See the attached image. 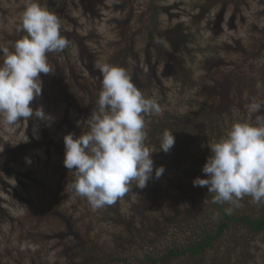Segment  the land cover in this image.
I'll list each match as a JSON object with an SVG mask.
<instances>
[{
	"label": "rangeland",
	"instance_id": "1",
	"mask_svg": "<svg viewBox=\"0 0 264 264\" xmlns=\"http://www.w3.org/2000/svg\"><path fill=\"white\" fill-rule=\"evenodd\" d=\"M85 2L91 4L92 12L86 10ZM132 2L134 11L122 0H40L59 18L60 31L78 34L93 54L90 70L94 74L77 69L76 79L71 80L73 86L65 87L71 98L64 99L52 95L53 81L49 74L41 73L42 95L36 102L51 116L45 122L50 136L63 146L48 150L43 144L36 157L5 164L11 175L6 174L5 183H0V207L33 223L17 220L12 227L7 221L2 223L5 218L0 215V264H89L86 258L75 257L71 249L65 252L56 238L57 233L68 232L67 225L72 221L78 224L75 234L79 238L89 236L97 245L99 264H147L146 254L162 256L175 243L186 245L193 226H198L195 230L199 233L203 227L212 229L220 223L218 203H211L205 195L200 200L204 205L198 207L194 191L186 193L181 187L170 186L169 181L174 178H181V183H175L177 186L191 184L186 170L192 167L188 161L176 162L172 151L164 154L159 150V132L166 127L162 126L161 113L145 118V144L155 150L154 171L153 178L139 191L153 194L150 205L141 204L142 193L133 194L131 199L126 193L108 211L105 207L93 209L86 198L76 196L70 189L73 174L64 166V136H79L83 131L77 123L80 120L75 96L79 93L80 100L88 104L91 94H99L102 81L99 89L91 83L98 80L97 63L125 67L133 82L151 90L147 95L158 101L164 99L155 85L162 83L169 111L182 112L189 121L195 120V109L198 118L204 113L203 120L198 119L193 129L199 144L192 148L189 142L186 154L192 148L191 152L199 156H209L208 143L225 136L234 122L254 118L246 110L253 98L264 101V92H258L256 87L258 82L264 87V0ZM24 6L25 0H0V43L10 49L24 34L17 31ZM125 31L129 37H124ZM76 47L73 42L72 48ZM72 53L77 62L81 56L77 53V58L74 49ZM85 77H90V83L82 85ZM228 77L234 86L229 93L233 100L231 112L224 118H210V99L215 102L224 95L222 82ZM91 112L82 117L83 121ZM259 114H264V108ZM212 120L217 127L213 132L207 129ZM29 127L25 120L10 127L0 126V152L21 142L29 143L34 136L40 140L37 127L28 130ZM160 166L165 170L157 179L155 168ZM240 209L241 206L233 212ZM199 214L197 220L195 216ZM228 227L206 254L180 257L169 264H264V231L253 235L244 224L234 222H229ZM42 232L47 233L46 241L37 238Z\"/></svg>",
	"mask_w": 264,
	"mask_h": 264
},
{
	"label": "clouds",
	"instance_id": "2",
	"mask_svg": "<svg viewBox=\"0 0 264 264\" xmlns=\"http://www.w3.org/2000/svg\"><path fill=\"white\" fill-rule=\"evenodd\" d=\"M17 31L25 32L10 49L0 43V126L21 120L50 121L43 106L33 101L42 95L41 73H52L48 53L62 52L68 40L61 35L59 18L40 0H25ZM102 87L96 106L84 121L82 133L64 136V166L73 174L71 191L86 198L93 209L114 204L129 186L143 189L153 178L154 160L146 146L145 118L162 111L155 98L147 97L133 82L128 70L107 62L97 63ZM258 92L264 87L258 82ZM264 101L246 105L250 117L234 122L226 135L208 143L210 155L202 168L204 177L194 186L207 187L212 202L227 204L228 214L241 206L244 197L264 205ZM86 128V130H84ZM175 144L174 132L165 129L159 150L167 153ZM164 167L155 168L158 179Z\"/></svg>",
	"mask_w": 264,
	"mask_h": 264
},
{
	"label": "trees",
	"instance_id": "3",
	"mask_svg": "<svg viewBox=\"0 0 264 264\" xmlns=\"http://www.w3.org/2000/svg\"><path fill=\"white\" fill-rule=\"evenodd\" d=\"M122 1H126L127 3H129L130 6L132 7L131 10L134 11L132 0H122ZM86 4H87L86 10H89L91 8V4H88V3ZM152 9H155L154 5H152ZM92 11L93 10L90 9V12ZM197 17L199 16L196 15V18ZM60 32H61V35L64 36L68 40V46L62 52L48 53V62L52 67V73H49V76H50L49 79L53 81L54 91L52 95L54 96L55 94L54 96L55 98L63 97L64 99H70L71 95L68 93V88H65V87L73 86L71 80L72 78H75L74 76H76L77 69L80 70L82 68V71L86 69L90 74H94L90 70L91 58L93 54L86 48L87 46H84V42L79 39L78 34H70L68 31H60ZM126 33L127 31H125V34H123L125 35L124 36L125 38L128 36ZM24 35H26L25 32L23 36ZM73 42L76 43L77 45L76 48H72ZM73 49L75 50L77 58H78V55L81 56V58L77 62H75L74 60L75 57L72 53ZM78 62L79 64L81 63L80 66L76 65ZM96 74L98 75V80H95L91 83L93 84L95 88L97 87V89H99L100 81H102V75L100 71H98V73ZM84 79H86V77ZM89 79L90 77H88V79H86L84 82H81V84L84 85V84L90 83ZM228 81H231L230 77L226 78V80L222 82L223 89H224L223 91L224 95H220L219 99L217 101L215 100V102L210 99V102L213 105V106H207V109L211 113L210 118L212 117L214 118V116L217 119H219L220 117L224 118L225 116L229 115L231 112L230 107H231L233 100H232V97L229 96L230 95L229 93L233 91L234 86L233 84H230ZM214 84H215V81H214ZM136 85L145 94V96L153 98L152 95H149V94L147 95V93L151 92V90H148V89L145 90L141 88L140 83L138 81L136 82ZM176 85H179L177 79H176ZM155 87L159 90V92L161 93V96L164 99V101L163 100L158 101L156 99L162 109L161 114L159 115L164 120V122H162V126H166V127H162V130L159 132V134L162 135L165 129L174 131L175 133H177V134H174L175 144L170 151L174 153V157H175L174 159L176 162L181 163V161H184V162L188 161L189 164H191V166L189 167H192L191 169L186 170V174L189 172L188 178L191 179V184L187 183V184H183V186H177L175 183L176 182L181 183V178L180 179L174 178V180L172 179L173 181L172 180L169 181L170 186L174 189H178V187H181L183 189V192H186V193L188 191H194L195 192L194 199L197 198V200L195 201L198 207L204 205L201 202L202 201L201 197L205 195H207L210 198L211 203H213L212 194H208V189L206 186L200 187V186L193 185V180L195 178L204 177L206 175L205 173H203L202 168L205 165L208 156L207 155L199 156L198 153L191 152V149L196 148L197 145L199 144L197 137L194 136L195 135V132L193 130L194 125L198 122V119L203 120L204 113L201 112L202 116L198 118L199 116L198 110L195 109V111H197L196 112L197 116L195 120L189 121L187 116L182 114V112L169 111L170 110L169 108L171 107H170V104L167 101H165L167 100V96H166V90L163 84L162 83L156 84ZM78 94H76L75 96L76 103L74 105H75L76 110L78 111L77 118L80 121H83L82 117L89 115V112L96 106L98 94H91V96L89 97L90 101L88 102V104L85 100L81 101L79 98L80 95ZM85 95L87 96L88 93H86ZM33 104L35 106H39L36 100L33 101ZM205 115H206V111H205ZM213 120L211 121L210 126H207V129L211 130V132H213L215 128H217L215 124L213 125ZM28 122L30 123V127L28 128V130H30V128L32 129L31 126H34V125L37 127L39 131L38 133H40V138H39L40 140H36L34 136V139L31 137V141L29 143L21 142L13 146L10 150H4L0 152V183L2 184L5 183L4 176L6 174L11 175L10 171L7 168V165L5 164L12 162V161L25 162L26 160L32 159L34 156L36 157L38 155L37 149L40 147V145H43V144L47 146L48 150L49 149L51 150L53 147L59 148V146L60 147L63 146V144L52 139V137L50 136L51 131L46 128L45 121L31 119V120H28ZM33 122H35L36 124H34ZM156 138L157 137L154 136V139ZM189 142H191L192 148L189 150L190 154H186L187 152L185 151V147H187L190 144ZM64 149H65V145H64ZM62 152L63 151H60L58 153H62ZM190 171H193V173L192 172L190 173ZM12 175L15 178L17 177V174L15 172L12 173ZM21 183H24V182H21ZM139 190L141 189L136 187L135 183L133 182V184L129 186V191L127 192L128 193L127 199H131L133 194L140 195V193H142L140 196L141 198L140 200L143 203L141 204L147 205V203L149 204V202L153 201L154 199L153 194H150L147 192L148 195H145L144 192H140ZM15 192H17V190H15ZM250 200H251L250 197H247V196L244 197L243 200L240 202L241 209L237 212H232V214L226 213L224 211L225 209L224 206L222 204H219V208L221 210V218H220V223L217 224L215 228L206 229L203 227L202 231L198 233L195 230L198 226H193L191 229V234L189 238H186L187 240L186 245H179L175 243V245L169 247L167 251L165 252V254L162 256H156V255L153 256L151 254H146L145 263L147 264H169L172 262L173 259H177V258L184 257V256H193V257L202 256L206 254L209 250H212V248H214L215 242L218 239H220L225 229L229 228L228 227L229 222H234L236 224H244L253 235L264 231V205L257 206L255 204H252ZM110 208H112V206L108 205V206H105L104 209L108 211V209ZM148 209H151V208L149 207ZM200 210L201 212L204 211L202 208H200ZM31 212H32V209H31ZM0 215L2 216V218H5L2 220V223L7 221V223L9 222V224H12V227L15 225V222L17 220L21 221V223L28 221L26 218L14 216L13 214L9 213L7 209L1 208V207H0ZM29 217L33 219L32 214H30ZM199 217H200V214L199 216H195L197 220L199 219ZM70 220L72 221L71 218ZM170 222L176 223L175 220H172ZM29 223H33V220H29L28 225ZM196 223H199V222H196ZM77 225H78L77 222L72 221V224L69 223L67 225L68 232L65 235L59 234V233L56 234V238L58 239V241H61V244H62L61 247L63 246L64 251L67 253L72 251L75 257L80 256L82 258H86V261H85L86 263L89 262V264H99L100 259L97 258L98 256L97 253L99 252L96 250L97 245L90 240L89 236L85 235L84 238L82 239L79 238L80 236L75 234L78 228L76 227ZM178 226L180 228L184 227V225H178ZM38 236L42 237L41 239L45 241L47 240L46 239L47 233L42 232V234L37 235V238ZM73 236H74V239H72ZM75 239H78V240L75 241ZM127 264H132V263L128 262Z\"/></svg>",
	"mask_w": 264,
	"mask_h": 264
}]
</instances>
